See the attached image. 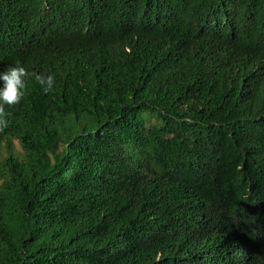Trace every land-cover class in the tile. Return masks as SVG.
I'll return each instance as SVG.
<instances>
[{
  "label": "trees",
  "instance_id": "16d2710c",
  "mask_svg": "<svg viewBox=\"0 0 264 264\" xmlns=\"http://www.w3.org/2000/svg\"><path fill=\"white\" fill-rule=\"evenodd\" d=\"M17 62L0 264H264V0H0Z\"/></svg>",
  "mask_w": 264,
  "mask_h": 264
},
{
  "label": "clouds",
  "instance_id": "9594fccd",
  "mask_svg": "<svg viewBox=\"0 0 264 264\" xmlns=\"http://www.w3.org/2000/svg\"><path fill=\"white\" fill-rule=\"evenodd\" d=\"M35 78L42 86L45 94L51 92L54 87V77L52 75H36L30 73L19 62L0 71V126H6L5 106L20 104L26 94L27 82Z\"/></svg>",
  "mask_w": 264,
  "mask_h": 264
},
{
  "label": "rangeland",
  "instance_id": "374dc122",
  "mask_svg": "<svg viewBox=\"0 0 264 264\" xmlns=\"http://www.w3.org/2000/svg\"><path fill=\"white\" fill-rule=\"evenodd\" d=\"M14 148L16 149V150H21V147H20V145H19V143L17 142V141H14ZM1 182V181H0Z\"/></svg>",
  "mask_w": 264,
  "mask_h": 264
}]
</instances>
